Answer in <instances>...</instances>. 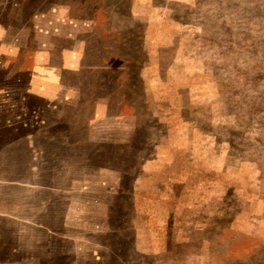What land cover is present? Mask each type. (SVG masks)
Segmentation results:
<instances>
[{"label":"rangeland","instance_id":"374dc122","mask_svg":"<svg viewBox=\"0 0 264 264\" xmlns=\"http://www.w3.org/2000/svg\"><path fill=\"white\" fill-rule=\"evenodd\" d=\"M0 24L107 34L152 110L135 151L57 156L56 218L9 214L48 255L0 264H264V0H0Z\"/></svg>","mask_w":264,"mask_h":264},{"label":"crops","instance_id":"0c3cea01","mask_svg":"<svg viewBox=\"0 0 264 264\" xmlns=\"http://www.w3.org/2000/svg\"><path fill=\"white\" fill-rule=\"evenodd\" d=\"M18 28L0 24V252L38 263L48 254L26 249L38 231L16 226L27 218L10 212L48 202L56 218L63 183L76 167L71 156L80 149L88 157L112 147L118 156L135 151L152 110L145 111L123 63H111L107 34L90 38L76 24H38L30 37L28 27ZM61 152L71 155L68 167L58 165Z\"/></svg>","mask_w":264,"mask_h":264}]
</instances>
